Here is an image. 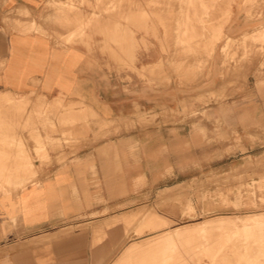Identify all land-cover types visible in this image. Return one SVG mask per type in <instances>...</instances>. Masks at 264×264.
Returning <instances> with one entry per match:
<instances>
[{
  "label": "crops",
  "instance_id": "0c3cea01",
  "mask_svg": "<svg viewBox=\"0 0 264 264\" xmlns=\"http://www.w3.org/2000/svg\"><path fill=\"white\" fill-rule=\"evenodd\" d=\"M186 2L151 20L144 0L110 15L98 0H0V264L121 263L167 230L162 218L185 217L180 186L231 170L230 131L137 121L189 91L162 85L163 19L198 25L199 39L214 35L203 20L229 37L264 25V0H218L208 16L197 2L189 20ZM210 70L204 89L219 62Z\"/></svg>",
  "mask_w": 264,
  "mask_h": 264
},
{
  "label": "rangeland",
  "instance_id": "374dc122",
  "mask_svg": "<svg viewBox=\"0 0 264 264\" xmlns=\"http://www.w3.org/2000/svg\"><path fill=\"white\" fill-rule=\"evenodd\" d=\"M98 1L109 2L108 7L94 9L99 14L121 10L116 7L118 0ZM144 1H147L142 9L144 16L151 20L170 11L171 7L166 5L175 1H187L183 12L188 20L193 11L199 14L197 2L206 16L211 15L218 3V0ZM56 10L62 14L61 7ZM204 21L199 26L204 32L213 29L211 39L195 38L193 31L199 30L196 24H169L162 20V85L177 78L189 91L180 108L162 105L160 109L139 113L137 121L149 124L162 116L163 123L172 125L185 123L196 130L230 131L232 168L225 174H205L199 184L195 180L197 183L180 186L177 190L185 192L180 197H186V215L178 221L162 218V228L172 230L200 224L218 215L258 214L260 218L215 222L169 239L163 237L158 243L167 230L162 231L160 236L139 242H151L149 250L132 255L125 264H264V25L229 37L223 32L222 23L216 26ZM214 61L219 62L215 87L204 89L203 82L211 75ZM57 106L62 108L63 104L58 102ZM222 137L221 133L215 139ZM197 188L193 199L190 191ZM149 214L144 209L121 220L130 225L139 216Z\"/></svg>",
  "mask_w": 264,
  "mask_h": 264
},
{
  "label": "bare ground",
  "instance_id": "6f19581e",
  "mask_svg": "<svg viewBox=\"0 0 264 264\" xmlns=\"http://www.w3.org/2000/svg\"><path fill=\"white\" fill-rule=\"evenodd\" d=\"M262 212V211H261ZM257 213V212H256ZM252 214V213H251ZM262 214V213H261ZM256 215V214H255ZM255 215H251L249 217H247L246 215H237L236 217L232 216V215H218L216 218L214 217L213 220H208V221H201V223L199 224H192V225H187L186 226H177L176 228L172 229V230H167L166 232H163V234L161 235L160 239H159V242L160 243L162 241V238L164 237L165 238H170L174 235H179L180 233L182 232H185V231H190V230H194V229H197L198 227H201V226H207L211 223H215V222H230V221H237V220H241V219H257V218H260L259 216H255ZM264 217V216H263ZM262 217V218H263ZM157 236V235H156ZM160 236V235H159ZM154 238V237H153ZM157 240V239H156ZM155 240V241H156ZM151 243V242H149ZM148 242H145V243H138V244H131L125 251V253H123L124 255L122 256L121 258V263H118V264H123L124 262L128 261L129 258L132 256V255H137V253H143V252H146L149 250V245ZM154 245V244H153ZM162 245V244H161ZM155 256V254H154ZM139 257V256H138ZM152 257V256H151ZM136 258V257H135ZM154 258V257H153ZM158 259V258H157ZM156 260V259H155ZM143 261V260H142ZM123 262V263H122ZM147 262V261H146ZM128 263V262H127ZM133 264V262H132Z\"/></svg>",
  "mask_w": 264,
  "mask_h": 264
}]
</instances>
